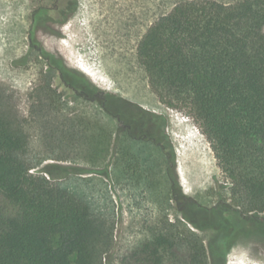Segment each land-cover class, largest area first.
Listing matches in <instances>:
<instances>
[{
  "label": "trees",
  "instance_id": "trees-1",
  "mask_svg": "<svg viewBox=\"0 0 264 264\" xmlns=\"http://www.w3.org/2000/svg\"><path fill=\"white\" fill-rule=\"evenodd\" d=\"M137 56L160 102L185 112L207 139L230 182L232 210L225 216L221 205L207 209L187 198L175 169L169 181L159 172L169 187L152 185L149 161L138 147L149 140L124 130L122 179L134 205L146 207L147 219L115 264H226L231 243L264 227V0L179 3L148 28ZM57 69L71 90L78 86L65 76L89 95L102 94L60 61ZM9 101L0 86V264H107L113 227L100 192L80 170L49 165L44 174H33L44 161L33 153L27 121ZM74 122L60 135L80 140V151L97 159L107 133ZM161 130L166 148L154 144L168 171L175 156ZM172 204L191 228L213 232L218 240L207 248L198 234L170 222Z\"/></svg>",
  "mask_w": 264,
  "mask_h": 264
},
{
  "label": "rangeland",
  "instance_id": "rangeland-1",
  "mask_svg": "<svg viewBox=\"0 0 264 264\" xmlns=\"http://www.w3.org/2000/svg\"><path fill=\"white\" fill-rule=\"evenodd\" d=\"M56 1L0 0V86L6 90L19 118L27 121L31 149L44 161L31 172L44 174L49 165L80 170L84 172L80 177L100 192L102 203L107 207L109 225L113 227L107 264L116 263L143 219H147L146 207L134 205L121 175L119 154L127 146L121 129L133 121L130 110L157 115L166 121L165 133L175 156V177L183 195L201 207L211 208L220 202L231 207L230 182L218 167L207 139L185 112L170 109L160 102L137 56L138 45L148 28L177 4L192 0H59L60 4L76 3L67 21L62 25L45 24L46 30L30 32L34 11L51 9L49 15L58 16L52 10ZM212 1L228 5L240 0ZM56 31L63 32V36L58 37ZM61 42L75 44L67 48L72 58L61 51ZM57 61L71 73L83 76L102 94H92L90 100L86 99L88 90L72 76H65V80L78 86V90L66 87ZM72 121L79 124L80 129L88 128L93 133L103 129L105 135L107 133L106 145L97 159L80 151V140L60 135L59 131L68 129ZM133 132L146 133L144 130ZM190 133L199 141L191 140ZM121 137L115 155L116 143ZM128 144L135 143L128 141ZM138 147L149 161L151 184L165 186L170 179L169 172L157 153V146L149 141ZM181 168L187 169L186 172ZM160 170L163 175L165 172L167 181L163 175V179L159 176ZM178 209L172 204L170 222L181 223L198 234L207 248L218 240L213 232L191 228ZM188 211L193 217H200L202 213ZM260 230L262 234L242 237L232 244L227 251L226 264H264V227Z\"/></svg>",
  "mask_w": 264,
  "mask_h": 264
},
{
  "label": "flooded vegetation",
  "instance_id": "flooded-vegetation-1",
  "mask_svg": "<svg viewBox=\"0 0 264 264\" xmlns=\"http://www.w3.org/2000/svg\"><path fill=\"white\" fill-rule=\"evenodd\" d=\"M76 8V3H74L73 1H70L68 2L67 4H60L59 3V0L56 1V3L54 4V7L52 10L56 11L57 12V17H53L51 15H49V9H44V8H41V9H38L36 11L33 12L32 16H33V19H35L33 22V25L31 27V31L30 32H33V31H37V30H46V27H45V24H55V25H62L64 24L66 21H67V18L69 17V15L75 10ZM40 14H42L43 16H40ZM40 17H43V18H40ZM57 66V65H56ZM60 73V72H59ZM61 75V73H60ZM66 87H68L67 84H65ZM85 98L90 100L89 98V94L86 93L85 94ZM92 101L94 99H91ZM131 116L133 117V121H129L125 126H123V128L121 129V131H124V130H130L131 132H133V130H136V131H145L146 133L144 135L142 134H139L140 135V139H148L149 141H152L153 143L157 142L159 143V145H161L163 148H166V139H165V135H164V130L162 131L161 128H165L166 127V121L165 122V125H163V122L162 120H160L161 118L160 117H157L155 115H146V114H141L139 112H133L131 111ZM165 126V127H163ZM171 145V144H170ZM168 157L171 158V155L168 154ZM174 162L175 160H171L169 159V164H170V169L168 170L169 172V175L171 176V170H174L175 169V166H174ZM221 205L223 207V211L225 212V216H228L230 214V211L232 210L231 207H226L223 203H218V204H215L214 206H212L211 208L213 207H217ZM184 209H186V207L184 206ZM207 209H210V208H207ZM208 219V218H206ZM205 219V220H206ZM253 235L250 234L244 238H249ZM238 240V238L233 242L231 243L234 244L236 241ZM226 246H229V244H227Z\"/></svg>",
  "mask_w": 264,
  "mask_h": 264
},
{
  "label": "bare ground",
  "instance_id": "bare-ground-1",
  "mask_svg": "<svg viewBox=\"0 0 264 264\" xmlns=\"http://www.w3.org/2000/svg\"><path fill=\"white\" fill-rule=\"evenodd\" d=\"M56 33V35H58V37H61V36H63V32L61 33V31L59 32H55ZM73 38V37H72ZM75 39V38H74ZM56 42H57V40H55ZM69 41V40H68ZM71 41V40H70ZM78 41V40H77ZM53 42V41H52ZM59 42V41H58ZM72 42V41H71ZM76 42V41H75ZM74 42V43H75ZM58 44V43H57ZM59 44H61L60 46L62 47V52L65 54V55H68V56H70V58H72V56L70 55V54H68V52H67V48L69 47H75V44H73V43H68V44H66V42L65 43H63V42H61V43H59ZM67 45V46H66ZM72 54V53H71ZM87 71V70H86ZM91 75V74H90ZM174 117V116H173ZM180 123V122H179ZM189 137H190V139L191 140H193L194 142H198L199 141V138L194 134V133H190L189 134ZM183 165V164H182ZM185 166V165H184ZM183 166V167H184ZM187 167V166H186ZM180 169V168H179ZM182 169V168H181ZM182 170H185L184 168L182 169ZM187 170V169H186ZM186 170H185V172H186ZM184 172V171H183ZM184 172V173H185ZM185 176H186V174H185Z\"/></svg>",
  "mask_w": 264,
  "mask_h": 264
}]
</instances>
